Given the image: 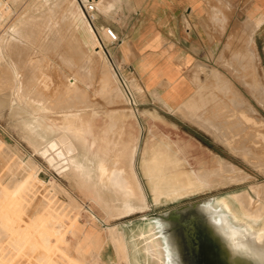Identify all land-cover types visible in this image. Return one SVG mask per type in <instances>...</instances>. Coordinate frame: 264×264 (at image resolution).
Instances as JSON below:
<instances>
[{
	"label": "rangeland",
	"instance_id": "1",
	"mask_svg": "<svg viewBox=\"0 0 264 264\" xmlns=\"http://www.w3.org/2000/svg\"><path fill=\"white\" fill-rule=\"evenodd\" d=\"M59 1L60 0H0V17L3 18L4 22H6L0 31V38H5L6 35L9 36V34H11L9 36V41L1 44L2 40H0V179L5 177L9 164H16L17 171L21 167L22 170H20L25 171V169L30 167V163L35 171L36 179L34 178V187L32 186V195L35 202L32 208L29 209L28 213L32 211L34 212L33 209H38L39 206V216L45 217L47 213L52 212L56 214L54 222H60L65 226L69 225V219L66 218L68 217L66 215H69L70 213L71 215H75L76 210L70 209V205H67L68 203L64 200V194H66L67 197L70 195L72 198L78 201L79 204H84L91 208L94 213V216H92L90 215L89 211H82L78 218L79 223H81L80 226H83L81 229H79L83 231L81 235L83 240V250L79 252L80 254L73 249V247H75L77 244L78 238L77 236H71V233H67L65 235L67 240L59 242L58 247L63 249L81 264H109L104 256L106 254L113 255V263L110 264H119L120 255L114 251L113 246L109 241L107 224L114 225L116 227H123L128 222V220H135L146 213L164 211L171 207H175L195 199H201L230 191L231 192L229 194L234 196L233 200H237V198H235L237 196L239 198L241 197L245 198V200H249H247V205H245L246 208L249 207L247 208L249 211H254L256 209L259 210L261 208L260 210L262 212H260L264 214V192L261 193L257 189V185L258 187L264 186V168L259 167L260 169H258L254 165H251L245 160L244 155V152L246 150L250 151L253 145L251 142L253 136L251 135L254 134V136H256L258 144H264V121L261 120L264 118V104H261L258 99H256V94H254L252 90L250 91L249 86L245 83V81H250L251 76V69L249 66H244L247 63V59L245 57L243 60L238 59V55L236 53L237 46L238 49L242 47L245 34H248V31L250 30L251 23L249 22L250 20L247 19V14L251 12L257 5H264V0H251L252 5H250V0H207V22L217 30L207 33L205 41H202V44H204L203 51L195 63H191L192 57L190 55H186L184 58V62L186 64L184 65V70L189 73L195 84V90L192 92V94L190 93L191 87L189 81L184 76L177 75L175 77L173 74H170L169 76L171 79H169L167 89L161 94L158 92L154 93L153 104H143L142 101L145 100L144 92L136 81V75L134 74L132 67L120 62L121 59L118 58L116 55L117 53H115L117 48L116 42H105L110 50L104 47L105 52L102 53V57L96 64V68H89L90 71H88L87 79L85 78L82 83L80 82V84L87 89V99L93 104L84 106L83 100L81 99L80 105L71 106V113L73 116L76 118L78 116H81L82 118L84 117L83 119L77 118L79 121L77 123L75 122L74 125L78 130H81L83 136L90 134L86 138L87 141L93 136L91 133L95 132L96 130H101L102 124L103 127H106L110 124L111 128L117 129V132L120 130V133L118 132L117 135H114V139H112L113 142L116 140L114 143L111 141L112 143L110 142L109 144H106L107 146L103 144L97 145V150L100 151V148H103V151H101L100 155L96 151V148L92 153H88L86 150V144H88L86 140L84 141L86 143H83L82 140L75 136H73L71 139L73 142V148L67 154L65 152H57V149L66 144L64 139L68 131H66L65 126L70 124L66 121H63L65 125L61 123L62 116L60 117V115L63 114L59 109L55 108V102L47 105L38 103L37 105L31 103L36 101L35 97L31 94L26 93L23 94L22 97H19L18 95V93L25 92L22 86L28 77L31 76V73L26 74L24 71H17L15 69L16 65L14 63V57L12 53L17 47L21 45V42L25 43L26 45L30 40L34 41L35 43H39L46 35L49 36L51 34L50 32H55L61 36V40L57 41L58 47L56 46L54 51L52 49L50 50L51 54L49 53L50 51L47 52L48 54L40 52L36 53L34 52L35 48L33 47V49L30 50L31 53L28 52L25 54V59L28 62L35 58L34 60H36L35 62L37 64L33 60L31 61L33 65L44 64V68H47L45 72L49 70L46 72V74L49 73L46 78L48 87L46 90H44L46 93L53 92L54 87L58 83L57 81H59L58 72H68V68L65 67L66 65L62 62L65 57H56V55L58 56L60 52H62L60 53L61 55L66 56L67 62L71 63L74 68L78 69V72L80 70L79 67L81 66H86L87 69L88 66L91 67V64L86 61V48L78 40L75 31L72 30L71 27H68V25H62L61 27H58V20L64 15ZM112 5L113 3L110 0H101L99 6L96 8L97 20L99 15L108 14ZM20 14L25 16H35L37 18L31 21V24L34 25L36 31H34L33 36L30 39L26 38L28 37L26 31L22 33H11L12 24H18L22 20V16ZM79 14V17L83 20L81 11H79ZM5 25L7 28L4 27ZM251 47H254L255 49L256 53H254V55L257 56V65H259V70L261 69L260 72L262 75H264V24H261L254 32V43ZM240 50L244 49L241 48ZM220 54L222 56H219ZM36 57L41 58L42 60L44 59L43 61L46 60L47 62L42 61V63H39L41 60L37 59ZM59 58L62 60L60 61ZM106 60L110 62L108 67L102 66ZM58 61L60 64L63 63L65 66L62 67L63 65H60ZM31 63L29 62V64L33 66ZM197 64L204 67L203 72L200 70L196 71ZM151 65L152 61L149 62V64L140 63L141 72L147 68H150ZM240 65L244 68H242ZM193 66H195V69ZM208 68H210L209 71H207ZM239 68H241V70ZM52 69H54V71ZM153 71L154 70L152 69L150 73ZM245 72L246 76H244ZM119 75L124 79L126 87L132 94L133 98H131V96L126 92L125 87L121 83ZM101 76H106L108 78L105 88L100 82ZM244 78H248L249 80ZM110 86L112 88L113 86H119L121 89H114V91L111 92ZM235 91L239 92L242 98H244L255 110L252 113L247 109L245 110L247 113L242 112L247 116V118H243L245 120H239L240 125L238 128H236L237 126H234V122L236 120L233 122L234 118L232 120L228 118V116L230 117V114L233 113L232 111L234 110V103L229 101L227 98H230V96ZM177 93H179V96L176 97L177 99L174 101L171 97ZM189 96H191L190 102L197 105L199 103L198 106L196 105L198 108L196 111L198 112H195V114L198 113V115H195L194 113L193 114L195 116H199L198 119L203 126L206 123L204 127L207 125H213L212 127H214V129L216 128L218 132L221 131L220 133H222V130L229 131L231 134H234L233 131H242V133H238L239 135L236 134L235 136H231L235 138L234 140H237L240 143L239 144L237 142L235 145L237 148H240L239 152L230 150V148L225 145V143L223 144L218 140L217 137L209 133L210 131L208 132L203 127H199L197 123H193L189 119L184 118L176 110L175 104L178 102L184 103ZM131 99L134 101V104L132 103ZM223 101L226 102L224 109L222 108ZM162 102L165 103V106L161 104ZM94 103L97 104L94 106ZM40 106L42 108L41 110ZM47 107H51L52 110ZM131 107L133 109H131ZM235 107H238L239 110V106L237 104ZM143 108L155 110L166 120L167 124L160 122L157 123V127L160 130L166 131L172 138H178L186 143H189L187 153L189 162L194 167V169H196L195 172H200L199 174L206 177L208 175V179L211 178L209 179L210 184L208 188L197 192L194 191L193 194H189L188 196L180 195L178 197H172L173 199L161 197L157 203L153 201V196L150 193V184L146 180L147 178L139 166V144H141V140L139 141L137 139V141H135L134 138L127 135V133H124L126 131L128 122L124 115L131 110H143ZM230 109L231 111H229ZM206 119H208V121ZM139 120L144 125L146 124V121L147 123L149 122L141 116H139ZM211 120L213 121L210 124ZM168 122H171L177 126L172 127ZM215 124L218 127H216ZM236 124L238 125V123ZM226 125L229 126L224 128ZM111 138H113V136ZM118 139H120L121 142ZM128 141L131 143V145ZM124 142L126 144H123ZM120 143L123 144L124 147H121L119 145ZM127 144H129V146ZM125 145H127V147ZM130 146L133 147V149H130ZM247 146H250L249 149ZM125 147L128 150H125ZM122 149L124 151H122ZM241 149H244L245 151L243 150L242 152ZM125 151H127L128 154ZM122 152H125L126 156ZM212 152L219 155L221 159L227 161L229 166H232L231 168L233 169H230L229 166L228 168L231 171L233 170V172L231 173L228 168L225 169L221 166L223 169L222 173L220 171V163L216 166V169L214 168L215 170H210L206 165H203L201 161L209 160V155L211 157ZM261 155L264 156V154ZM115 156L116 158L118 156L119 159H116ZM65 157L69 161H66ZM100 164H103V168L100 167ZM35 166L37 167L35 168ZM85 166H88L89 170L91 171L93 179L90 181V184L93 182V185H97V183L100 184L102 180L101 178L109 176L112 173L117 175V172L120 173L121 171L122 174H124L125 172L122 171V169H125L127 176L133 178H130L133 181L132 182L130 180V184L132 183L134 185V190L136 189L134 192L135 194L133 193L134 195H131L133 198L130 197V195L126 197V200H129V202L131 201L132 203H130L132 206L134 205L132 209L125 211L127 208L125 207V209L122 206L125 205V202L123 203V201L126 200L121 202V199L116 198L113 196V192H110V196L112 198L109 196L108 198L110 201L105 203H111L112 205L115 204L113 209H118L119 212H125H123L121 215H115L111 218H107V215L103 209L104 207L101 205L104 204V202L97 204L93 192L91 190L85 191L78 182L82 172L81 170H83ZM117 168L122 169L116 171ZM205 170H207V173H205ZM103 171L105 172L103 173ZM219 171L221 173H219ZM239 173L242 175L244 174L245 176H239ZM219 174H223L225 176L224 177L221 175L224 177V180ZM232 175L235 178L238 176L242 179H237V177L235 180H232ZM219 178L220 182L216 181L215 183V180H218ZM95 181L96 183H94ZM107 184L102 183L100 184V187L104 185L105 187L109 188L111 184ZM132 184L131 186L133 187ZM1 186L4 187L7 186V184L5 183ZM243 193L245 195H243ZM108 198H105V200H108ZM119 203L122 206H118ZM120 207L122 210H120ZM67 212L69 213L66 214ZM1 216L2 215L0 214V234L3 233L1 227L4 225V222L1 221ZM23 219L24 222L20 223V232L22 234L25 221L30 222L31 220L30 214L25 215ZM6 238H0V241L5 242ZM7 240L8 239H6V241ZM50 256L54 262L59 264H71L64 258V254L59 251H53ZM114 256L115 260H113ZM13 261L14 263H12ZM13 261H9L11 262L10 264H44L45 259L38 261L37 255L34 253H29V250L26 248L23 253L16 256Z\"/></svg>",
	"mask_w": 264,
	"mask_h": 264
},
{
	"label": "bare ground",
	"instance_id": "2",
	"mask_svg": "<svg viewBox=\"0 0 264 264\" xmlns=\"http://www.w3.org/2000/svg\"><path fill=\"white\" fill-rule=\"evenodd\" d=\"M100 1L101 0H95L96 8L99 6ZM59 4L61 5V9L63 10L64 15L61 18H59L58 27H61L62 25H65V26L68 25V27H71V29L75 31V33L77 34L78 40L86 48V51H87L86 61L91 64V67L88 66V69H87L86 66H84V67L81 66V67H79L80 70L78 72V69L74 68V66L71 65V63L67 62L66 56L61 55L60 53H62V52H60L58 56L56 55V57H60V56L65 57V59H63V60L61 59V60L66 66L63 63L60 64L59 61H58V63L60 65H63L62 67H64V66L67 67L68 72H63V71L58 72L59 74L58 73L57 74H58L59 81L56 80L58 83L54 87L53 92L52 93H46V92H44V90H46V88L48 87L46 78L49 74V73L46 74V72H48L49 70L45 72V70L47 68H44V64H38V65L34 64L33 65L31 63V61H33L35 58L33 60L29 61L33 65V66H31L29 64V62L25 59V54L30 52V50H32L33 48H35L34 52H36V53L40 52V53L48 54L47 52H49L51 49L54 51V49L57 46V41L61 40V36H59L55 32H50L51 34L49 36L46 35L42 39V41L39 43H35L34 41L30 40V41H28V44L26 45L25 43L21 42V45L19 47H17L15 49V51L12 53V55L14 57V63L16 65L15 69L17 71H24L26 74L31 73V76L28 77V79L24 82V84L22 86V88H24L25 92L18 93V95H19V97L20 96L22 97L23 94H26V93L31 94L36 99L35 102H31V103H34L37 105H38V103L47 105V104L55 102L54 103V104H56L55 108L59 109L61 111V113L63 114V115H60V117L62 116L61 123L63 125H65L63 123V121H66L70 124V125L65 126L66 131H68V133L66 134L65 139H64L66 141V144L63 145L61 148L57 149V152H65L67 154L73 148V142L71 139L73 138V136H75L78 139L82 140L83 143L87 142L88 144H86V150L88 153H92L93 150L97 147V145L103 144V145L107 146L106 144H109L112 141V139H114V135H117L118 132L120 133V130L117 132V129L111 128L110 124L107 125L106 127H103V124H102L101 130L100 131L96 130L95 132L91 133L93 136L91 138H89V140L87 141L86 138L90 134L83 136L81 130H78L76 128V126L74 125L75 122L77 123L79 121L78 119H83L84 117L82 118L81 116H78L77 117L78 119H77L75 116H73V114L71 113V111H72L71 106L80 105L81 99L83 100L84 106H86V105L88 106V105L93 104L91 101H89L87 99V97H88L87 89L84 86H82L80 84V82L82 83V81H84L85 78L87 79L88 71H90L89 68L90 69L92 67L94 69L96 68V64L99 62V59L102 57V53L105 52L104 47H106L110 50V48L105 43L106 40H108V37L106 35L105 29H103V27H101V29L99 30L101 37L103 39V42H101V40L98 37V34L96 33V30L93 28L92 24H90V22H88L84 12L82 11V8L79 5L78 0H60ZM250 5H252L251 0H250ZM262 6H264V5H262ZM262 6L257 5L251 12H249L247 14V19L250 20L249 22L251 23L250 30L248 31L249 32L248 34H245V39H244V43L242 44V47H240L238 49V46H237L236 53L238 55L237 56L238 59L243 60L244 57L247 59V63L245 61L246 65H244V66L245 67L249 66V68L251 69V73H250L251 76H250V81H245V83L249 86L250 91L252 90L253 93L256 94V99H258V101L261 104H264V80H262V79H264V77H262L264 75H262V73L260 72L261 69L259 70V67H258L259 65H257V61H258L257 56L254 55V53H256L255 49H254V47H251V46H253V43H254V32L256 31V29L261 24H264V7H262ZM245 8H247V7H245ZM78 10L81 11L82 16H83V20H82V18L79 17L80 14H79ZM20 15L22 16V18H21L22 20L18 24L17 23L12 24L11 33H22V32L26 31L27 36H28L26 38L30 39L33 36L34 31H36L34 28V25L31 24V21L34 19H37V18L35 16H30V15H27V16H25L23 14H20ZM84 20H85V22H84ZM4 23L6 24V22L3 21V18L0 17V31L3 28ZM4 27L7 28L6 25ZM238 28H239V26H238ZM244 29H246V28H244ZM245 31H247V30H245ZM233 34H234V32H233ZM10 35L11 34H9V36ZM9 36L6 35L5 38H2V39L0 38V40H2L1 44L5 43L6 41H9V39H10ZM232 36H234V35H232ZM227 42H229V41H227ZM241 48L244 50H240ZM56 52H54V53H56ZM49 53L51 54V51ZM236 53H235V55H236ZM39 56H42V55H39ZM219 56H222V55L220 54ZM26 57H28V56H26ZM224 57H226V56H224ZM37 59L41 60V62H39V63H42V61L44 60V59L42 60L41 58H37ZM59 60H60V58H59ZM35 61L36 60H34V62ZM43 62H47V61L45 60ZM52 63H53V61H52ZM238 63H240V62H238ZM109 64H110V62H108L106 60V62H104L102 64V66L108 67ZM193 67L195 69V66H193ZM203 68L204 67H202V65L197 64L196 71L200 70L203 72ZM242 68H244V67H242ZM239 69L241 70V68H239ZM52 70L54 71V69H52ZM209 70H210V68H208L207 71H209ZM57 71H58V69H57ZM192 71H194V70H192ZM244 76H246V72H245ZM248 78H244V79L249 80ZM100 82L103 84V87L105 88V86L108 82V78L106 76H101ZM119 88H120L119 86H116V87L113 86V88L111 87L110 89L112 92V91H114V89L117 90ZM120 98H122V97H120ZM196 99H198V98H196ZM219 99H221V98H219ZM227 99L229 101H231L232 103H234V106L231 103V105L234 107V110L231 108L233 110L232 111L233 113H231L230 117L228 116V118L230 120H232L234 118L233 122H234V120L237 121V122L236 121L234 122V126H237L236 128H238V126L240 125L239 120H245L247 118V116L245 114H243V113H247V112H245V110L247 109L251 113L254 112L255 110L252 106H250V104L244 98H242L241 94L237 91L233 92V94L230 96V98L228 97ZM224 101L222 102L223 104L221 103L223 106L222 107L223 109L226 106L225 105L226 102H224ZM96 104L97 103H94V106ZM228 104H229V102H228ZM236 104L239 106V110H238V107L237 108L235 107ZM185 105H187V104L185 103ZM194 105H196V104H194ZM198 105H199V103H198ZM189 106H191V105H189ZM47 108L52 110L51 107H47ZM187 108L185 109L184 107H180L178 109V111L180 112V114L184 118L189 119L193 123H197L199 125V127H203L208 132L210 131L209 133H211L215 137H217L218 140L220 142H222L223 144L225 143V145H227L230 148V150L239 152L240 148H237V146H235L238 141L234 140L235 138H233L231 136H233V135L235 136L239 132L242 133L241 130L237 129L238 131H233L234 134H231V132L223 131V130H222V133H220L221 131L218 132L216 130V128L214 129V127H212L213 125L212 126L207 125L208 127L207 126L204 127L206 125V123L205 124L203 123L204 124V126H203L202 123L200 122V120L198 119L199 116L196 118V117L189 115V113H191L192 111L190 112V110H188L189 111V113H188ZM193 108H195V107H193ZM204 108H205V106H204ZM41 109L42 108L40 106V110ZM131 109H133V108L131 107ZM231 109L229 111H231ZM195 110H196V108H195ZM194 114H195V112H194ZM194 114H192V115H194ZM195 115H198V113ZM139 116L143 117L145 120H148L149 122L147 123V121H146V124L144 125L143 123L140 122ZM124 117H126L127 121H128L127 126H126V131L124 133L125 134L127 133V135L134 138L135 141H137V139L139 141L141 140V142H140L141 144H139L140 145L139 166L143 170V173L145 174V176L147 178V179L146 178L145 179L150 184V189H151L150 193L152 194L153 199H154L153 201L155 203H157V201H159L161 199V197L172 198V197H178L180 195L188 196L189 194H193L194 191L197 192V191L204 190L205 188H208V186L210 184L209 179H211V178L208 179V175L206 177L204 175L199 174L200 172L199 173L195 172L196 169H194V167L189 162L188 155H187L189 143L188 142L186 143L183 140L178 139V138L177 139L172 138L166 131L160 130L157 127L158 122L166 123V120L159 113H157L155 110H150V109L135 110V111L131 110L127 114H125ZM256 117H258V116H256ZM213 118H214V116H213ZM243 118H245V119H243ZM208 119H206V120L208 121ZM261 120L264 121V118H262ZM212 121L213 120H211L210 124L212 123ZM168 123L172 127L177 126V125L175 126L171 122H168ZM214 123H216V122H214ZM236 123H238V125ZM227 124H229V123H227ZM215 126L218 127L216 124H215ZM228 126L229 125H226V126H224V128L228 127ZM118 129H120V128H118ZM96 133H97V135H96ZM112 136H113V138H111ZM251 136H253V138L251 140V142L253 144L251 147V150L247 151L245 148V150H246L245 151L243 149L245 151L244 152L245 153L244 154L245 160L247 162H249L251 165H254L255 167H257L258 169L264 168V156L261 155V154H264V144H262V145L260 143L258 144V140H257L256 136H254V134ZM108 137H109V139H108ZM85 140H86V142H84ZM118 140L120 141V139H118ZM123 144H126V143L124 142ZM123 144L120 143L119 145L122 147ZM241 144H242V142H241ZM127 145L129 146V144H127ZM127 145H125V146L127 147ZM130 145H131V143H130ZM126 147H125V150L127 149ZM249 147L247 146L248 149H249ZM54 148H57V147H54ZM123 149H122V151H124ZM130 149H133V147H131ZM208 150H209V148H208ZM243 150H242V152H243ZM96 151L100 155L101 151H103V148L101 147L100 151L97 150V148H96ZM125 152L127 153V151H125ZM125 152L124 153L122 152V153L125 154ZM120 153H121V151H120ZM236 154H237V152H236ZM117 155H119V154H117ZM125 156H126V154H125ZM115 158H116V156H115ZM117 158L119 159L118 156H117ZM67 160L68 159L66 158V161ZM201 162L203 163V165H206L210 170H213L214 168L216 169V166L220 163L221 170H220V168H219V170L221 172L223 171L222 167L226 169L229 166L227 161L221 159L219 157V155H217L214 152L211 153V157L209 155V160H207V161L202 160ZM26 165H27V163H26ZM29 166L30 167L28 169H25V171H21L22 167L20 166L21 168H19V170L17 171L16 170V164H9L7 167L8 170H7L5 177H3V179H0V214L2 215L1 221L4 222L3 227H1V230L3 231V233L0 234V238L4 239L7 237L6 239H8L7 241L5 239V242L0 241V264H10L11 262H9V261H13V259L16 256L21 255L26 248L29 250V253H34L35 255H37L38 261L39 260L42 261L45 259L44 264H59L57 262H54L50 256L51 253L55 250L63 253L65 256L64 258L67 261H69L71 264H81L80 262L75 260L72 256H70L68 253H66L63 249L59 248L58 243L61 241H66L67 238H65L66 237L65 235L67 233H71V236H77V238H78L77 244L75 245V247H73V249L75 251H77L78 253L80 251H82L83 250L82 249V246H83L82 241L83 240H82L81 235H82L83 231H81L79 229H81L83 226H80L81 223H79L78 218H79L80 213L82 211H89L90 215L94 216L93 211L91 210V208L87 207L86 205L79 204L78 201H76L70 195H68V197H67L66 194H64V200L68 203L67 205H70L71 210L72 209L76 210L75 215H71V213L69 215H66V216H68L66 218L69 219V225L65 226V225H62V223H60V222H58V223L54 222V219L56 218V214H54L52 212L47 213L45 217L39 216V206H38V209L37 208L33 209L34 210V212L32 211L33 213L32 212L28 213L29 209L32 208V206L34 205V202H35L33 199V195H32V193H33L32 188L34 187L33 186V182H34L33 180L36 177L33 166L30 163H29ZM36 167L37 166H35V168ZM100 167L103 168V164H100ZM229 167H230V169H233V168H231L232 166H229ZM119 169H122V168H119ZM119 169L117 168L116 171H118ZM209 169H208V172H209ZM234 169H236V168H234ZM229 170H226V171H229ZM81 171L82 172H81L80 178L78 179V182L80 183L82 189H84L85 191L91 190L93 192L97 204L104 202V204H101V205H103V207H104L103 209H104L105 214L107 215V218H109V217L111 218L112 216H115V215H117V216L121 215L123 212L132 209V207L134 205L132 206V204H131L132 202L130 201L131 202L130 203L129 200H126L127 199L126 197L128 195H130V197H132L131 195L135 192L136 189L134 190V185L132 183L131 184L133 185V187L131 186V184H130L131 179L130 178H132V177L127 176L125 169H122V171L125 172L124 174H122L121 171H120V173L117 172V175L115 173L111 172L112 173V174L110 173L111 175L106 176L104 178H101L102 183H104V184L108 183L107 185L111 184L110 185L111 189H110V187L108 188V187H105L104 185L102 187H100V184H102L101 182H100V184L97 183L98 186L93 185V182H92V184H90L91 183L90 181L93 179L92 178L93 176L91 175V171L89 170L88 166H85L83 168V170H81ZM205 171H206L205 173H207V170H205ZM220 171H219V173H221ZM235 171H237V170H235ZM104 172L105 171H103V173ZM113 172H115V171H113ZM232 172H233V170L231 171V173ZM212 173H213V171H212ZM228 173H230V172H228ZM221 175H223V174H221ZM241 175L242 174H240L239 176H241ZM215 176H217V175H215ZM223 176H221V177H223ZM242 176H245V175L243 174ZM224 177H223V180H224ZM233 177H232V180H235L238 176L236 178L234 177V179H233ZM239 178L242 179L241 177H238L237 179H239ZM96 181L94 183H96ZM216 181L220 182V178L218 180H215V183H216ZM5 183L7 184V186L2 187L1 185H4ZM257 189L261 193L264 192V186L258 187V185H257ZM253 190H255V189H253ZM255 191H257V190H255ZM110 192H113L112 194L116 198L121 199V202L123 200H126V201H123V203L125 202L124 206L120 205V203L118 206H122L124 208L126 207L127 210L119 212L118 209H113L115 207L114 206L115 204L112 205L111 203H105V202L110 201V199L108 198L111 195ZM243 195H245V194L243 193ZM227 197L229 199L226 197L223 199L225 205L228 208H231L234 214L239 215L240 218L247 219L250 222V223H248V225L251 228H253L252 235L254 236V238L257 241L255 243L257 245L264 246V214L261 213L262 212L260 210L261 208L259 210L256 209L254 211H249L247 209L249 207H247V208L245 207V205H247V200H248L247 198H246L247 200H245V198H241V197L239 198L237 196V197H235V198H237V200L236 199L233 200L234 196L232 194H229ZM105 198H108V200L107 199L105 200ZM235 200H236V202H235ZM35 206H36V204H35ZM118 206H116V207H118ZM124 208H123V210H124ZM120 210H122V208ZM68 213L69 212H67L66 214H68ZM27 214L28 215L30 214L31 220H30V222L25 221V225L23 227V234H22L20 232V230H21L20 223L24 222L23 218ZM93 219H94V217H93ZM107 228H108L107 231H108L109 241H110L111 245L113 246L114 251L118 255H120L119 264H161V253L159 251L158 239H156V237H154V236H149V234L147 233L148 230H146L147 229L146 225L145 226L140 225V226H137V228H130V229H128V231L125 229V226L116 227L114 225L107 224ZM14 261L12 263H14ZM16 261H17V259H16Z\"/></svg>",
	"mask_w": 264,
	"mask_h": 264
},
{
	"label": "crops",
	"instance_id": "3",
	"mask_svg": "<svg viewBox=\"0 0 264 264\" xmlns=\"http://www.w3.org/2000/svg\"><path fill=\"white\" fill-rule=\"evenodd\" d=\"M110 1L113 3L111 10L106 15H99L97 27L109 26L118 35L115 53L122 64L132 67L144 92L143 104H153L154 93L161 94L167 89L170 74L184 76L189 81L192 94L195 84L184 70V58L190 55L191 63H195L201 56L202 41H205L207 33L217 30L207 22V0ZM151 61V67L141 72L140 63L149 64ZM152 69L154 71L150 73ZM177 94L172 95L173 100L177 99ZM190 98L184 103L177 101L176 110L188 107L189 113L188 110L198 109L197 104L189 101ZM161 104L165 106V103ZM191 113L189 115L198 117ZM104 256L109 264L113 263V255Z\"/></svg>",
	"mask_w": 264,
	"mask_h": 264
},
{
	"label": "water",
	"instance_id": "4",
	"mask_svg": "<svg viewBox=\"0 0 264 264\" xmlns=\"http://www.w3.org/2000/svg\"><path fill=\"white\" fill-rule=\"evenodd\" d=\"M230 192L146 213L125 229L146 225L158 239L161 264H264V246L255 243L250 222L224 203Z\"/></svg>",
	"mask_w": 264,
	"mask_h": 264
},
{
	"label": "built area",
	"instance_id": "5",
	"mask_svg": "<svg viewBox=\"0 0 264 264\" xmlns=\"http://www.w3.org/2000/svg\"><path fill=\"white\" fill-rule=\"evenodd\" d=\"M80 7L82 8V11L84 12L88 22H90V24H92L93 28L96 30V33L98 34L99 39L101 40V42H103V39L101 37V34L99 32V30L101 29V27H97V11H96V6H95V0H78ZM106 35L108 37V40H106V42H116L118 43L119 38L118 35L113 31V29L109 26H104ZM120 76V75H119ZM121 80V83L123 84V86L126 89V92L132 97V94L130 93V91L128 90V88L126 87V84L124 82V79L122 78V76L119 77ZM132 103L134 104V101L131 99Z\"/></svg>",
	"mask_w": 264,
	"mask_h": 264
}]
</instances>
